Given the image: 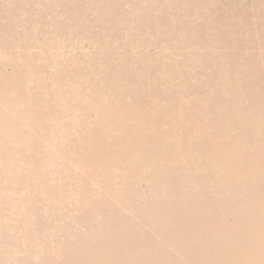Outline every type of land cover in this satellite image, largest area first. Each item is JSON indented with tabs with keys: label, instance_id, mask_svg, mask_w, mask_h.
I'll list each match as a JSON object with an SVG mask.
<instances>
[{
	"label": "rangeland",
	"instance_id": "obj_1",
	"mask_svg": "<svg viewBox=\"0 0 264 264\" xmlns=\"http://www.w3.org/2000/svg\"><path fill=\"white\" fill-rule=\"evenodd\" d=\"M0 124V264H116L130 234L200 264L183 245L217 224L180 206L264 211V0H0Z\"/></svg>",
	"mask_w": 264,
	"mask_h": 264
},
{
	"label": "bare ground",
	"instance_id": "obj_2",
	"mask_svg": "<svg viewBox=\"0 0 264 264\" xmlns=\"http://www.w3.org/2000/svg\"><path fill=\"white\" fill-rule=\"evenodd\" d=\"M246 63V62H245ZM246 69V68H245ZM11 83V82H10ZM218 83V82H217ZM263 88V87H262ZM137 94V93H136ZM28 95V94H27ZM19 96V95H18ZM22 96V95H21ZM140 96V95H139ZM134 97V96H133ZM143 97V96H140ZM231 98V97H230ZM136 99V98H135ZM134 99V100H135ZM141 99V98H140ZM143 99V98H142ZM220 100V99H219ZM262 100V99H261ZM137 101V99H136ZM214 101V99H213ZM228 102L231 103V106L233 107V103H235L232 99H228ZM140 102V101H139ZM216 102V101H215ZM119 103V102H118ZM229 103V104H230ZM138 104V103H137ZM145 104V103H144ZM143 104V105H144ZM14 105V104H13ZM142 105V106H143ZM221 105V104H220ZM128 106V105H127ZM120 107V106H119ZM153 108V107H152ZM11 109V108H10ZM15 109H17L15 107ZM130 111L134 114L143 116L144 112L140 109V107H135L131 108ZM141 110V111H140ZM145 110V109H144ZM155 111V110H154ZM147 112V111H146ZM15 113V112H14ZM13 114V113H12ZM27 114V113H26ZM150 114V113H149ZM207 114V113H206ZM22 115V114H21ZM128 115V114H127ZM105 116V115H104ZM116 116V115H115ZM135 116V115H134ZM145 116V115H144ZM120 117V116H119ZM119 117L113 118V119H119ZM208 127L212 130L213 134L216 136L217 141L220 143L219 146V154L223 153V148L225 147V130L224 126L222 123V118L223 115H221V110L218 108L217 103L213 104V108L210 111V115L208 116ZM231 117V116H230ZM127 118V116H126ZM149 118V117H148ZM157 118V117H156ZM110 119V118H109ZM134 119V118H133ZM142 119V118H141ZM153 119V117H152ZM114 120V121H115ZM126 120V119H125ZM151 120V119H150ZM212 120V121H211ZM143 121V120H142ZM157 121V120H156ZM162 121V120H161ZM127 122V121H125ZM148 122V121H147ZM155 122V121H154ZM6 123V122H5ZM12 123V122H11ZM103 123V122H102ZM116 123V122H115ZM120 123V120H119ZM153 123V122H152ZM155 124V123H154ZM1 125V124H0ZM102 125V124H101ZM100 125V126H101ZM159 125V124H158ZM127 126V125H126ZM148 126V125H147ZM150 126V125H149ZM89 127V126H88ZM128 127V126H127ZM9 128V127H8ZM103 128V127H102ZM129 128V127H128ZM11 129V128H10ZM121 129V128H120ZM131 129V127H130ZM141 129V128H140ZM154 129V128H153ZM6 130V129H5ZM8 130V129H7ZM100 130V129H99ZM106 130V129H104ZM110 130V129H109ZM108 130V131H109ZM122 130V129H121ZM139 130V129H138ZM145 130V129H144ZM209 130V129H208ZM84 131V130H83ZM116 131V130H115ZM142 131V130H141ZM107 132V131H106ZM121 132V131H120ZM133 132V131H132ZM210 132V131H209ZM16 133V132H15ZM93 133V132H92ZM99 133V132H98ZM145 133V132H144ZM256 133V132H255ZM89 134V133H88ZM95 134V133H94ZM119 134V133H118ZM141 134V133H140ZM151 134V133H150ZM153 134V133H152ZM97 135V134H95ZM149 135V133H148ZM145 136V135H144ZM153 136V135H152ZM151 136V137H152ZM90 137V135H89ZM107 136H105L106 138ZM118 137V136H117ZM127 137V136H126ZM148 137V136H147ZM211 137V136H210ZM8 135H3L0 136V147L5 148L6 147V141H7ZM27 138V137H26ZM102 138V137H101ZM123 138V135H122ZM14 139V138H13ZM12 139V140H13ZM115 139V138H114ZM139 139V138H138ZM205 139V138H204ZM203 139V140H204ZM107 140V139H106ZM121 140V139H120ZM126 140V139H125ZM199 140V139H198ZM207 140V139H206ZM86 141V140H85ZM88 141V140H87ZM90 145H93L94 140L89 139ZM156 141V140H155ZM197 141V140H196ZM102 142V141H101ZM127 142V141H126ZM135 142V141H134ZM193 142V141H192ZM108 143V142H107ZM117 143V142H116ZM120 143V142H119ZM132 143V142H131ZM140 143V142H139ZM143 143V142H141ZM151 143V142H150ZM158 143V142H157ZM205 143V142H203ZM211 143V142H210ZM103 144V142H102ZM106 144V143H105ZM123 144V143H122ZM128 144V143H127ZM199 144V143H198ZM134 145V144H133ZM142 145V144H141ZM149 145V144H147ZM152 145V144H151ZM203 145V144H202ZM216 145V144H215ZM110 146V145H109ZM127 146V145H126ZM145 146V145H144ZM213 147V145H212ZM236 146H231L227 147V155H232L235 153V148ZM93 148V147H92ZM115 148V147H114ZM125 148V147H124ZM129 148V147H128ZM132 148V147H131ZM140 152L141 155H145L144 148L143 146L140 147ZM147 148V147H146ZM153 148V147H152ZM215 148V147H214ZM138 149V148H137ZM150 149V148H149ZM118 150V149H117ZM126 150V149H125ZM240 150V149H239ZM6 151V150H5ZM147 151V150H146ZM216 151V150H215ZM12 152V151H11ZM114 152V151H112ZM122 152V151H121ZM242 152V151H241ZM127 153V152H126ZM130 153V152H129ZM149 153V152H148ZM237 153V152H236ZM124 154V153H123ZM240 154V153H238ZM118 155H120L118 153ZM150 155V154H149ZM210 155V154H209ZM135 156V154H134ZM223 156V155H222ZM235 156V155H234ZM244 156V155H243ZM127 157V156H126ZM129 157V156H128ZM135 158V157H134ZM218 158V157H217ZM221 158V157H220ZM126 159V158H125ZM144 159V158H142ZM224 159V158H223ZM127 160V159H126ZM131 160V159H130ZM219 161V160H218ZM227 161V160H226ZM245 161V160H244ZM130 163V162H129ZM138 163V162H137ZM143 163V162H142ZM156 163V162H155ZM233 163V162H232ZM242 164V163H241ZM247 164V162H246ZM259 164V163H258ZM209 165V164H208ZM213 165V164H212ZM222 165V164H220ZM261 165V164H260ZM246 166V165H245ZM232 167V166H231ZM210 169V168H209ZM213 169V168H212ZM225 169V168H224ZM228 170V169H227ZM230 170V169H229ZM214 173V172H213ZM215 174V173H214ZM237 172L236 170L230 171L228 173L229 177V182H234V183H229V188H233L236 184H238V179H237ZM224 175V174H223ZM207 176V175H206ZM221 176V175H220ZM222 179V178H221ZM258 183V182H257ZM255 179L253 176H247L244 179L243 186L247 188V191H249L252 194H257L259 195L258 192V185H257ZM219 184V183H218ZM228 185V184H227ZM260 185V184H259ZM217 186V185H216ZM215 186V187H216ZM222 186V185H221ZM206 187V186H205ZM219 191H222V187H218ZM130 189V188H129ZM205 189V188H204ZM214 190V189H213ZM132 191V190H131ZM234 193V192H233ZM155 194V193H154ZM209 194V193H208ZM219 194V193H218ZM170 195V194H169ZM243 195V194H242ZM249 196V195H248ZM196 197V196H195ZM194 197V198H195ZM216 197V196H215ZM239 197V196H238ZM146 198V197H145ZM229 198V197H228ZM224 198L223 199V206L220 208H217V204L215 201L212 200V202L207 205V207L210 209V211L214 214V217H207L206 214L200 213L197 208L196 204H193L192 208H188V206H180L178 209V216L177 218L180 219L181 222L185 226H188L190 228V225L186 223V220L189 219V216L191 213H194L196 216L197 220L203 221L208 220V223H214L217 224L214 227H206L203 225V233L202 235L204 237L203 242L200 243L199 240H192V242H186V245H183V254L188 255L191 257L195 262L196 260L200 262V264H264V211L258 213V209L251 208L250 206H245L241 210H233L231 209V205L233 203L232 199ZM232 198V197H231ZM247 199V198H246ZM169 201V200H168ZM236 201V200H235ZM160 202V201H159ZM243 202V201H242ZM259 202V201H258ZM157 203V202H156ZM207 203V202H206ZM167 204V203H166ZM241 204V203H240ZM252 204V203H251ZM255 204V203H254ZM179 205V204H178ZM183 205V204H182ZM199 205V204H198ZM150 206L151 208L153 207ZM257 206V205H255ZM178 207V206H177ZM261 207V206H260ZM162 208V207H161ZM170 210V208H169ZM264 210V209H263ZM157 215L161 218H169L172 220L173 216L171 214H167L166 216H161L159 212L155 209L154 210ZM167 213V212H165ZM232 215L234 218V226L237 229V233L239 234V239H240V234L241 232L248 233L251 235V233L254 234V236L257 237V239L253 237H249V239L244 240V242L236 243L237 245L235 246L232 242L231 238L225 237L226 233L228 231L233 232L234 231V226L228 225L226 219ZM220 216V217H218ZM253 221L256 223L253 226ZM230 222V221H229ZM228 228V230H227ZM189 230L188 228H186ZM253 229V230H252ZM128 231V230H126ZM246 236V235H245ZM130 237L132 238V242L127 243L123 247L126 251V254H124L121 257V260L116 259L115 256L114 260L116 261V264H134V260H138V264L140 263L141 259L143 261H147L149 263H154L158 262L157 264H174L172 261L165 260V261H160L156 257V248L153 246H147L145 250H149L147 254H144L138 246V240L137 238L132 234H130ZM133 243V244H132ZM254 243L253 246L250 244ZM134 245V246H133ZM112 255L113 252H111ZM159 255V254H157ZM163 255V254H162ZM95 256V255H94ZM171 259V258H170ZM79 261V260H78ZM98 261V260H97ZM81 262V261H80ZM89 262V261H88ZM163 262V263H161ZM186 262V261H185ZM104 264V263H100ZM115 264V263H113ZM197 264V263H196Z\"/></svg>",
	"mask_w": 264,
	"mask_h": 264
}]
</instances>
